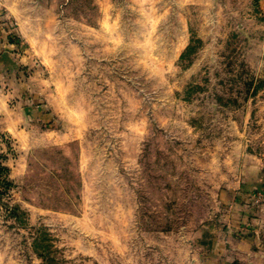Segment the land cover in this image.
<instances>
[{"label": "rangeland", "instance_id": "374dc122", "mask_svg": "<svg viewBox=\"0 0 264 264\" xmlns=\"http://www.w3.org/2000/svg\"><path fill=\"white\" fill-rule=\"evenodd\" d=\"M263 19L259 0H0L27 57L15 109L37 122L0 132L19 171L0 173V264L218 263L234 197L264 199L246 193L264 177Z\"/></svg>", "mask_w": 264, "mask_h": 264}, {"label": "crops", "instance_id": "0c3cea01", "mask_svg": "<svg viewBox=\"0 0 264 264\" xmlns=\"http://www.w3.org/2000/svg\"><path fill=\"white\" fill-rule=\"evenodd\" d=\"M259 7L261 15L264 17V0H259ZM261 25L264 28V21L261 22ZM12 34L10 29L0 22V132L19 139L26 136L32 123L37 124V122L35 119L31 117L29 119L27 115H24L22 109L20 111L15 109L19 107V103L25 107V100L29 98V95H27L24 80L21 78L22 63L27 57L19 49L20 40L13 41L10 39ZM15 93L17 104L12 105V107L9 104V98L15 96ZM3 159L2 164L10 170L9 177L14 178L15 175L19 174L18 167H14L15 160L8 156ZM250 179L248 184L250 189L246 190V193L255 198V191L264 187V177L253 173ZM234 194H237L236 189ZM244 201L245 199H242L238 194L236 198L234 197L235 209L227 215V221L230 222L228 225L231 226L226 228L227 231L225 230L226 233L223 236L215 230L210 237L208 251L211 252L210 255L214 256L216 261L219 260L216 264L223 263L222 257H227L228 261L235 260L241 264H264V249L258 246L255 233L249 231L244 236L237 232L240 225L248 223V221H251L253 226L264 227V199L259 203L252 199L250 201L253 202L251 207L244 204ZM192 259L190 264H200L197 257L193 256Z\"/></svg>", "mask_w": 264, "mask_h": 264}, {"label": "trees", "instance_id": "16d2710c", "mask_svg": "<svg viewBox=\"0 0 264 264\" xmlns=\"http://www.w3.org/2000/svg\"><path fill=\"white\" fill-rule=\"evenodd\" d=\"M7 171H8V168L6 166H4L2 164V162L0 161V173H4V172H7ZM3 184H5V186H10L11 182L8 179H4L3 180Z\"/></svg>", "mask_w": 264, "mask_h": 264}]
</instances>
